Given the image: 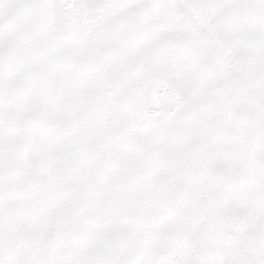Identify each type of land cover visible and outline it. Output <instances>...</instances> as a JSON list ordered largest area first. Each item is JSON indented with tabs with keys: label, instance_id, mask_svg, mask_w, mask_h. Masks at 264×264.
<instances>
[{
	"label": "snow or ice",
	"instance_id": "6c2138e0",
	"mask_svg": "<svg viewBox=\"0 0 264 264\" xmlns=\"http://www.w3.org/2000/svg\"><path fill=\"white\" fill-rule=\"evenodd\" d=\"M0 264H264V0H0Z\"/></svg>",
	"mask_w": 264,
	"mask_h": 264
}]
</instances>
